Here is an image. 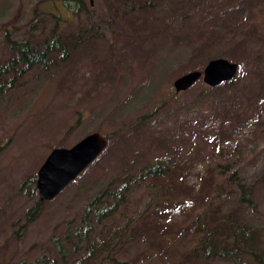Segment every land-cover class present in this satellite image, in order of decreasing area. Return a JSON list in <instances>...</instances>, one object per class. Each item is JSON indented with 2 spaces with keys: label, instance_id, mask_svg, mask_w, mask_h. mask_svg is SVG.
I'll use <instances>...</instances> for the list:
<instances>
[{
  "label": "rangeland",
  "instance_id": "rangeland-1",
  "mask_svg": "<svg viewBox=\"0 0 264 264\" xmlns=\"http://www.w3.org/2000/svg\"><path fill=\"white\" fill-rule=\"evenodd\" d=\"M108 6L118 8L119 4L112 0L109 3L93 0L88 13L77 16L62 1L0 0V64L6 65L10 60L7 38L13 42L39 40L54 26L52 15L59 18L57 24L63 34L89 27L98 20L107 23L111 16ZM210 8L211 14H215L222 5L214 2ZM127 10L119 6L113 36L108 26L101 23L103 35L88 40L77 51L75 59L46 70L34 66L24 75L15 79L7 77L2 82L0 264L22 261L31 264L44 256L58 257L51 237L58 235L66 244L67 227L79 222L86 206L107 188L109 181L121 179L127 173L134 177L140 167L155 158L167 157L170 164H178L184 184L197 190L199 177L206 174L208 166L219 156L211 153L206 138L172 126L164 138L167 147L162 150L153 143L159 130L140 138L127 127L140 116L152 113L163 101L173 103L175 112L181 111L205 84L200 79L187 91L177 94L172 85L174 80L191 71H203L212 60L210 57L223 58L220 54L232 48L236 60H227L237 64V77L249 84L246 97L241 100L243 111L240 118L234 114L228 121L220 118L208 121V128L215 131L222 128L227 132L220 142V162L234 174L230 180L234 193L227 192L219 200L223 210L230 204L238 205L237 199L242 197L252 202L255 209L245 207L239 213L238 222L253 232V241L246 242L245 248L252 247L261 255V260L244 256L240 264H264V43L259 45L254 33L246 37L245 47L223 43L199 54L196 53L198 36L182 39V33L175 32L172 37L168 32L159 31L153 20L147 29L140 28L139 33H134L128 20L137 13L135 10L129 15ZM151 15L161 17L164 12L157 10ZM147 17L150 16L146 20ZM260 21L264 22L263 10L256 18L258 25ZM206 114L209 118L210 114ZM158 119L165 120L163 113L153 116V120ZM180 123L182 119L178 126ZM119 129L123 132L115 135ZM92 133L108 138L106 149L56 198L43 203L37 218L28 219L25 212L39 197L38 193L32 196L30 186H22L23 183L37 175L53 149L70 148ZM148 187V182H133L126 207L114 227L123 226L126 220L136 222L145 214L153 198ZM184 216L165 217L163 221L177 224ZM101 229L102 225H96L95 232ZM162 243L159 250L148 241L123 244L114 256L124 264L175 261L180 243L172 239H164ZM199 264L235 263L208 260Z\"/></svg>",
  "mask_w": 264,
  "mask_h": 264
},
{
  "label": "trees",
  "instance_id": "trees-1",
  "mask_svg": "<svg viewBox=\"0 0 264 264\" xmlns=\"http://www.w3.org/2000/svg\"><path fill=\"white\" fill-rule=\"evenodd\" d=\"M57 1H62V4L72 8L77 16L88 13L91 8L89 0ZM112 1H116L121 9H128L129 15L136 10V17L128 20L134 33H139L140 28L147 29L150 20H153L159 31L168 32L172 37L175 36V32H181L182 39L198 36L199 48L196 49V53L199 54L204 53L207 48L223 43L234 45L235 48L245 47L246 37L254 36V33L257 35L258 44L264 43V22L260 21L259 25L256 22V18L258 20L262 10L264 11V0ZM101 2L109 3L110 0ZM214 2H219L222 8L211 14L210 7ZM119 6L118 8L108 6L111 16L107 23L98 20L89 27H79L73 33L63 34L57 24L59 18L52 15L54 26L39 40L13 42L7 38L6 46L11 55L6 65L0 64V92L2 82H6L7 77L15 79L34 66L46 70L52 65L57 66L71 58L75 59L77 51L82 49L88 40L96 35H103L100 30L101 23L108 26L106 28L113 36L112 27L115 25ZM157 10H162L164 16L151 15ZM146 16L150 17L146 20ZM132 20L136 22L132 23ZM220 56L236 60L233 48ZM258 57L256 54L255 58ZM248 86L249 84H245L237 75L233 80L213 88L202 85L201 91L196 93L194 99L181 111L175 112L173 103L163 101L152 113H146L128 124L127 128L135 137L142 138L146 133L151 136L153 132L160 131L159 135L153 138V143L156 148L162 150L167 147L164 138L172 126H177L178 130L186 129L191 135L197 134L206 138L211 153L219 156L212 166H208L206 174L199 177L200 185L197 190L184 184V177L179 172L181 168L178 164H170L167 157L155 158L140 167L134 177L127 173L121 179L109 181L107 188L86 206L79 222L67 227L64 233L66 244L62 243L58 235L51 237L58 257L44 256L31 264H105V262L124 264L114 256L119 253L123 244L148 241L159 250L163 247L164 239L180 243L177 259L168 264H199L208 260L233 261L240 264V258L244 256L260 261L259 253L252 247L245 248L246 242L252 243L253 232H248L246 226L238 222L239 213L245 207L255 210L253 203L242 197L237 199L238 205L230 204L226 210H223L220 204L219 200L227 196V192L234 193L230 183L234 174L225 170L227 166L220 162V142L227 134L226 130L219 128L215 131L208 128V121H216L218 118L228 121L234 114L239 116L243 111L241 100L246 97ZM160 112L163 113L165 120H153V116ZM207 112L210 114L209 118L207 114L205 115ZM180 119L182 123L179 127L177 123ZM122 129L115 135L123 132ZM152 146L153 144L150 147ZM135 181L148 182L149 192L153 198L145 214L136 222L126 220L123 226L114 227L120 221L117 217L120 216L121 210L125 209L129 188ZM25 185L30 186L32 196L37 194L36 176L27 179L22 186ZM43 203L36 201L25 212V216L30 220L37 218ZM154 209H159L160 212L156 213ZM183 214L184 219L177 224L163 221L165 217ZM108 223L111 224L107 226ZM96 225H102L101 231L95 232ZM104 230L106 231L103 233ZM72 240H78L79 244H71Z\"/></svg>",
  "mask_w": 264,
  "mask_h": 264
},
{
  "label": "water",
  "instance_id": "water-1",
  "mask_svg": "<svg viewBox=\"0 0 264 264\" xmlns=\"http://www.w3.org/2000/svg\"><path fill=\"white\" fill-rule=\"evenodd\" d=\"M104 1V0H102ZM93 5V0H89ZM238 72L236 63L224 58L208 61L203 71H191L176 78L174 91L182 93L202 79L208 87H216L233 80ZM107 139L99 133H92L70 148L53 149L36 175V190L40 202H49L56 198L106 149Z\"/></svg>",
  "mask_w": 264,
  "mask_h": 264
}]
</instances>
